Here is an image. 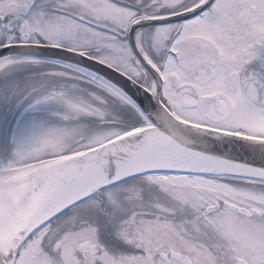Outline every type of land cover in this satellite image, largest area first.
<instances>
[{"label":"snow or ice","instance_id":"6c2138e0","mask_svg":"<svg viewBox=\"0 0 264 264\" xmlns=\"http://www.w3.org/2000/svg\"><path fill=\"white\" fill-rule=\"evenodd\" d=\"M0 264H264V0H0Z\"/></svg>","mask_w":264,"mask_h":264}]
</instances>
